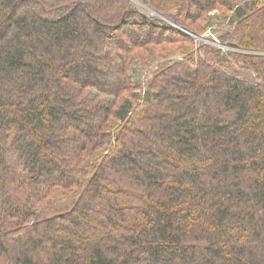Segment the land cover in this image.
I'll list each match as a JSON object with an SVG mask.
<instances>
[{
	"label": "trees",
	"instance_id": "1",
	"mask_svg": "<svg viewBox=\"0 0 264 264\" xmlns=\"http://www.w3.org/2000/svg\"><path fill=\"white\" fill-rule=\"evenodd\" d=\"M0 264H264V0H0Z\"/></svg>",
	"mask_w": 264,
	"mask_h": 264
},
{
	"label": "rangeland",
	"instance_id": "2",
	"mask_svg": "<svg viewBox=\"0 0 264 264\" xmlns=\"http://www.w3.org/2000/svg\"><path fill=\"white\" fill-rule=\"evenodd\" d=\"M139 11L142 12V13H146V14H150L151 13V11L146 9V8H140ZM211 31L213 32L212 29H207V31L202 36H200V37L197 36V38L200 41V44L201 43H213L214 42V44L217 45V36L214 35ZM208 38H213L214 41L212 42Z\"/></svg>",
	"mask_w": 264,
	"mask_h": 264
}]
</instances>
